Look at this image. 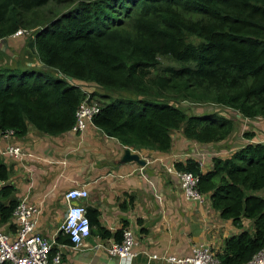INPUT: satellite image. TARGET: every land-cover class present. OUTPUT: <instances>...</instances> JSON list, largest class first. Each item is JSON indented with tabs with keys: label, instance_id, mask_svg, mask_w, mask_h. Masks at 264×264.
Wrapping results in <instances>:
<instances>
[{
	"label": "trees",
	"instance_id": "obj_1",
	"mask_svg": "<svg viewBox=\"0 0 264 264\" xmlns=\"http://www.w3.org/2000/svg\"><path fill=\"white\" fill-rule=\"evenodd\" d=\"M48 1L0 0V39L32 28L24 42L36 59L0 66V133L70 129L82 87L98 100L91 123L133 148L165 151L174 131L196 143L220 141L235 127L232 113L264 119V0H57L66 7L39 11ZM185 99L218 107L190 113L179 105ZM207 157L205 169L192 154L174 166L196 174L197 190L238 229L215 251L218 264H244L264 245V142ZM8 176L0 162V226L13 230L18 199ZM85 214L91 227L95 210L85 206ZM53 239L70 244L60 229Z\"/></svg>",
	"mask_w": 264,
	"mask_h": 264
},
{
	"label": "crops",
	"instance_id": "obj_2",
	"mask_svg": "<svg viewBox=\"0 0 264 264\" xmlns=\"http://www.w3.org/2000/svg\"><path fill=\"white\" fill-rule=\"evenodd\" d=\"M232 114L236 116L235 127L226 138L202 144L174 131L165 151L123 145L91 122L80 131L68 129L57 134L28 125L21 135H0V149L14 143L25 152L21 159L0 153V162L9 168L6 182L13 187L12 196L36 205L35 229L49 238L59 230L67 205L63 192L72 186L87 190L85 198L75 201L95 210L92 232L80 246L60 248L61 264H174L149 255H184L195 242H205L217 251L225 237L238 231L210 207L208 199L201 205L187 198L171 171L175 161L191 154L197 159L202 155L205 169L210 162L208 155H229L247 141L264 142L263 118ZM243 131H252L253 135L244 137ZM126 148L144 157V164L133 157L124 160ZM256 193L263 194L261 190ZM9 222L13 230H6V224L0 229L13 232L15 221L10 218ZM242 226L251 231V219L242 218ZM126 227L134 234L137 250L128 261L105 249L115 241L112 233ZM98 228L109 234L98 235Z\"/></svg>",
	"mask_w": 264,
	"mask_h": 264
},
{
	"label": "built area",
	"instance_id": "obj_3",
	"mask_svg": "<svg viewBox=\"0 0 264 264\" xmlns=\"http://www.w3.org/2000/svg\"><path fill=\"white\" fill-rule=\"evenodd\" d=\"M22 29H17L13 34H18ZM84 96L75 110V120L70 127L73 131H80L86 122H91V116L96 112L98 100L91 97L89 90L82 87ZM12 129H5L0 135L6 138L12 134ZM0 153L16 159H21L25 154L18 144L7 143ZM201 152L196 151V154ZM202 155L195 157L202 166ZM144 159V157L140 156ZM145 161V159H144ZM171 171L178 179L181 190L187 198L196 200L201 205L207 201V195L197 190V175L188 170L172 168ZM67 205L59 225L62 233L66 234L70 244L56 243L53 236L50 238L36 231V205L24 198L18 200L14 206L11 218L15 221L13 232L0 229V264H61V251L63 246L76 248L81 245L89 235V221L85 214V206L79 202L72 204L87 196V190L82 186L67 188L62 194ZM56 232L53 234L55 235ZM136 240L129 227L122 230L121 237L117 241L105 246L110 255H116L128 261L137 253ZM54 245L55 250H51ZM216 250L205 242L192 243L188 253L174 255L167 253H151L149 256L174 264H218ZM244 264H264V245L255 251Z\"/></svg>",
	"mask_w": 264,
	"mask_h": 264
},
{
	"label": "rangeland",
	"instance_id": "obj_4",
	"mask_svg": "<svg viewBox=\"0 0 264 264\" xmlns=\"http://www.w3.org/2000/svg\"><path fill=\"white\" fill-rule=\"evenodd\" d=\"M63 2V3H62ZM66 7L64 1L49 0L44 6L39 8V11L45 13H55L56 11ZM32 28L22 29L18 34H12L6 40H0V66H26L33 64L36 59L34 55L27 53L26 36L29 35ZM162 63L174 64V62L168 58H160ZM38 64V63H37ZM179 105L186 108L190 113H202L215 109V104L207 101H192V100H180ZM208 198V197H207Z\"/></svg>",
	"mask_w": 264,
	"mask_h": 264
},
{
	"label": "water",
	"instance_id": "obj_5",
	"mask_svg": "<svg viewBox=\"0 0 264 264\" xmlns=\"http://www.w3.org/2000/svg\"><path fill=\"white\" fill-rule=\"evenodd\" d=\"M0 40H4V39H0ZM38 65H42V66H45L44 64H42V63H38ZM67 78L68 79H70V76H67ZM134 158V159H136L139 163H141V164H144V159L143 158H141L137 153H135L134 152V154H132V153H130L129 152V149L128 148H126L125 150H124V153H123V155H122V158L124 159V160H126V159H129V158ZM0 185H1V180H0ZM76 203V201L74 200V201H72V204H75Z\"/></svg>",
	"mask_w": 264,
	"mask_h": 264
}]
</instances>
